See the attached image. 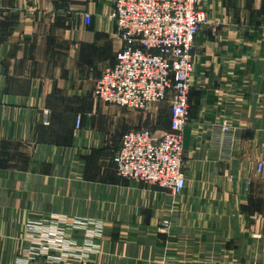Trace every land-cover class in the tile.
<instances>
[{"label": "crops", "instance_id": "crops-1", "mask_svg": "<svg viewBox=\"0 0 264 264\" xmlns=\"http://www.w3.org/2000/svg\"><path fill=\"white\" fill-rule=\"evenodd\" d=\"M115 1L0 0V264L51 214L103 222L95 264H264V0L204 6L179 195L114 167L144 124L93 95L123 47Z\"/></svg>", "mask_w": 264, "mask_h": 264}, {"label": "built area", "instance_id": "built-area-1", "mask_svg": "<svg viewBox=\"0 0 264 264\" xmlns=\"http://www.w3.org/2000/svg\"><path fill=\"white\" fill-rule=\"evenodd\" d=\"M211 0H116L113 18L123 43L113 67L97 81L93 95L104 104L142 112L169 105L170 130H130L113 163L118 176L179 195L186 187L184 131L190 121L189 94L196 38L207 23ZM88 22L89 15H84ZM80 122L78 121V127ZM225 121V136L231 133ZM264 165L260 163L261 172ZM165 224L164 227H166ZM104 224L51 214L29 221L16 264H93L101 254ZM95 264V263H94Z\"/></svg>", "mask_w": 264, "mask_h": 264}, {"label": "rangeland", "instance_id": "rangeland-1", "mask_svg": "<svg viewBox=\"0 0 264 264\" xmlns=\"http://www.w3.org/2000/svg\"><path fill=\"white\" fill-rule=\"evenodd\" d=\"M85 14H87V13H85ZM133 112H135V111H133ZM168 112L171 113V109H170L169 105L163 104V103H156V104H153L152 106H150L146 111L136 112V114L138 116L143 117L144 124H143V126H140L141 128H147V129L154 131L157 134H162L163 132H165L167 124L169 123V119L167 117ZM225 121H228V120H224L223 123ZM223 123L221 124V126L223 125ZM229 124L231 126L230 122H229ZM61 215H63V214H61ZM76 218H80V217H76ZM87 219H92V218H87ZM95 220L100 221L97 219H95ZM94 263H96V262H94Z\"/></svg>", "mask_w": 264, "mask_h": 264}]
</instances>
